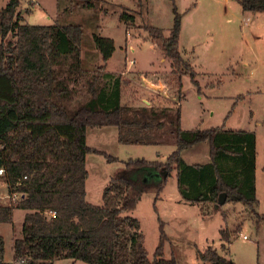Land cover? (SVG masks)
<instances>
[{
  "label": "trees",
  "instance_id": "1",
  "mask_svg": "<svg viewBox=\"0 0 264 264\" xmlns=\"http://www.w3.org/2000/svg\"><path fill=\"white\" fill-rule=\"evenodd\" d=\"M171 1L173 22L169 35L160 27L145 25L150 39L170 63V82L179 98L181 77L189 74L197 86L196 71L180 49L181 13ZM242 11L264 12V0H236ZM8 0L0 8V181L9 193L24 196L11 204L0 203V222H12L14 209L24 210L22 235L13 241V259L5 260L0 235V264H51L70 258L88 264H177L164 258L167 236L160 222L159 241L153 259L148 258L144 235L135 208L142 190L154 185L157 194L176 169L177 188L191 204L242 203L255 212L256 136L254 131L210 128L183 129L180 104L156 107L121 102L119 74L105 71L114 41L93 33L103 64L93 70L81 66L82 27L78 24L23 23L18 6ZM59 3V1H58ZM120 18L133 20L122 12ZM10 36L11 38H7ZM84 78L87 97L71 104ZM181 93V94H180ZM116 126L124 144L155 145L174 142L176 149L164 161L129 158L122 174L113 175L102 191V205L86 200V154L100 152L86 143L88 127ZM207 141L210 160L186 163L184 149ZM108 161L116 158L104 153ZM264 168V166H263ZM155 173H158L155 176ZM149 175L150 179H144ZM25 176V178H24ZM49 211L55 215L50 216ZM257 220L264 219L257 212ZM260 218V219H259ZM226 243L230 233L219 230ZM195 264H235L207 246L197 250Z\"/></svg>",
  "mask_w": 264,
  "mask_h": 264
},
{
  "label": "rangeland",
  "instance_id": "2",
  "mask_svg": "<svg viewBox=\"0 0 264 264\" xmlns=\"http://www.w3.org/2000/svg\"><path fill=\"white\" fill-rule=\"evenodd\" d=\"M7 1L0 0V8ZM36 1V6L29 9L32 1L21 0L18 10L26 7L20 11L21 18L25 12L23 22L80 25L83 31L80 59L84 69L93 70L104 63L94 45L93 33L113 39L114 51L104 63L105 71L119 74L125 82L121 90L123 104L163 107L175 106L179 101L183 128L224 126V129L253 130L258 140L255 212L264 218V12L242 11L236 0H175L182 15L180 49L196 71L200 88L198 92L189 74H183V95L179 98L170 82V63L144 28L157 26L165 36L169 35L173 22L170 0ZM124 11L132 14L133 20L121 19ZM77 87L79 94L71 104L83 101L88 95L83 77L78 79ZM86 143L116 158L108 161L104 153L86 154V200L95 205H102L103 188L113 175L122 174L127 159L164 161L176 149L172 141L155 145L120 143L116 126L88 127ZM190 154L195 156L193 160ZM183 160L209 161L208 142L201 141L189 148ZM175 171H171L158 194L154 185L142 190L135 208L128 212L140 222L148 258L153 259L162 222L167 236L164 258L173 256L177 264L198 263L197 250L205 249L208 244L235 264H264V219L257 220L256 213L244 205L201 203L200 213L197 205L176 204L174 199L179 192ZM144 179H150L149 175ZM0 191L4 196L0 203L10 204L4 184L0 185ZM13 215L11 223L0 222L8 261L14 239L22 235V210L14 209ZM220 228L230 233L225 250L221 248L226 242ZM51 264L88 263L63 258Z\"/></svg>",
  "mask_w": 264,
  "mask_h": 264
},
{
  "label": "crops",
  "instance_id": "3",
  "mask_svg": "<svg viewBox=\"0 0 264 264\" xmlns=\"http://www.w3.org/2000/svg\"><path fill=\"white\" fill-rule=\"evenodd\" d=\"M32 1V6H31V8H29V9H32L34 6H36L35 4L37 3V1L36 0H31ZM224 1H228V0H224ZM26 7H24V8H22L21 9V11L23 12V9H25ZM246 12V11H245ZM25 13V12H24ZM24 13H23V15H22V22H23V18H24ZM23 23H25V22H23ZM29 24V23H28ZM206 24V23H205ZM182 25H181V30H180V40H181V33H182ZM179 40V41H180ZM164 58V57H163ZM165 59V58H164ZM166 60L169 62V60L166 58ZM143 101H145V100H143ZM147 101V100H146ZM147 102H150V101H147ZM180 124H181V121H180ZM223 128H224V126H222ZM183 128V127H182ZM183 129H189V128H183ZM233 130H247V131H251V129H233ZM253 131V130H252ZM255 136H256V155H257V146H258V140H257V135H256V133H255ZM194 146V145H193ZM192 146V147H193ZM189 148H191V147H189ZM189 148H186V149H184L183 151H182V153H181V156H182V158L184 159V155H185V153L187 152V150L189 149ZM186 151V152H185ZM195 156H192V154H190V159L191 160H193L192 158H194ZM210 157V156H209ZM186 163H189V164H192V163H199V162H196V161H185ZM205 162H208V160L207 161H205ZM204 162V163H205ZM203 163V162H202ZM256 169H257V166H256V162H255V183H256ZM155 176H157L156 175V173H155ZM175 177H176V171H175ZM164 189V188H163ZM256 190H257V186H256ZM256 197H257V195H256ZM174 201L176 202V204L178 203V204H180V203H186V204H189V203H187V202H185V201H183V199H182V197H181V195H180V193H178V196L174 199ZM189 205H197V207H199V211H200V205H198V204H189ZM239 205H241V207L243 206V204L242 203H240V202H238V203H231V207H237V206H239ZM21 210V209H20ZM24 213H25V211L24 210H22V215H24ZM200 213H201V211H200ZM13 214H14V212H13ZM14 216V215H13ZM23 217V216H22ZM221 229V228H220ZM213 246H214V244H212ZM207 246H211V244H208ZM206 246V247H207ZM4 258H5V256H4ZM6 260V259H5ZM14 259H13V251L11 252V261H13ZM8 261V260H7ZM10 261V260H9Z\"/></svg>",
  "mask_w": 264,
  "mask_h": 264
},
{
  "label": "built area",
  "instance_id": "4",
  "mask_svg": "<svg viewBox=\"0 0 264 264\" xmlns=\"http://www.w3.org/2000/svg\"><path fill=\"white\" fill-rule=\"evenodd\" d=\"M131 62H132V61H131ZM147 103H148V102H147ZM3 174H4L3 168H0V176H2ZM24 178H25V176H24ZM1 184H4V186H5L6 189H7V184H6L4 181H0V185H1ZM5 196L7 197L8 201H11V202H10V204H11V203L16 202V201L19 200L20 198H22L24 195L21 194V193H18V192L9 193V192L7 191V194L5 193ZM3 197H4V196H2V193H1V191H0V198H3ZM48 214H49L50 216H54V215H55V212H54V211H49ZM242 237L245 239V238H246V235H243ZM19 262H23V260H20Z\"/></svg>",
  "mask_w": 264,
  "mask_h": 264
},
{
  "label": "water",
  "instance_id": "5",
  "mask_svg": "<svg viewBox=\"0 0 264 264\" xmlns=\"http://www.w3.org/2000/svg\"><path fill=\"white\" fill-rule=\"evenodd\" d=\"M156 175H158V173H156ZM225 201H226V193L222 192L219 194L218 199H217V203L215 204V206L222 205L225 203Z\"/></svg>",
  "mask_w": 264,
  "mask_h": 264
}]
</instances>
